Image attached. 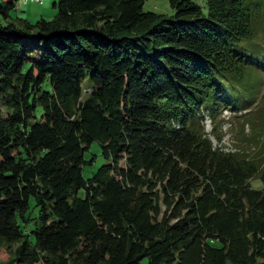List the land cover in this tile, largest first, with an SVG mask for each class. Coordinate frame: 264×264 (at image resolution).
I'll return each mask as SVG.
<instances>
[{
  "label": "trees",
  "instance_id": "obj_1",
  "mask_svg": "<svg viewBox=\"0 0 264 264\" xmlns=\"http://www.w3.org/2000/svg\"><path fill=\"white\" fill-rule=\"evenodd\" d=\"M18 2H0V264H264V145L223 151L202 125L264 85V0H57L35 23Z\"/></svg>",
  "mask_w": 264,
  "mask_h": 264
},
{
  "label": "rangeland",
  "instance_id": "obj_2",
  "mask_svg": "<svg viewBox=\"0 0 264 264\" xmlns=\"http://www.w3.org/2000/svg\"><path fill=\"white\" fill-rule=\"evenodd\" d=\"M57 0H42L41 3L35 0H19L16 6V12L10 13L11 19L24 18L35 23L39 19L51 20L56 14L53 7ZM168 0H144L142 10L152 11L157 14L168 16L171 11L168 7ZM199 6H204V0H191ZM1 2V0H0ZM231 93V100L238 107L246 108L242 110L246 117H239L237 113L230 112L227 109L221 110L219 116L211 123L204 117L202 125L205 133H210L211 126L215 124L220 141L216 142L209 135L213 147H219L223 151L235 152L239 151L248 159H256L260 156V151L264 145V85L255 90L253 95L256 96L255 103L251 106H245L247 96L236 98ZM238 116V117H236ZM245 121L247 124H245ZM94 155L90 165H85L83 169L84 178L88 177L96 167L102 162L95 143H92L88 151L85 152V159ZM250 185L254 189H259L261 184L258 180L250 181ZM139 264H146V259L140 260Z\"/></svg>",
  "mask_w": 264,
  "mask_h": 264
},
{
  "label": "built area",
  "instance_id": "obj_3",
  "mask_svg": "<svg viewBox=\"0 0 264 264\" xmlns=\"http://www.w3.org/2000/svg\"><path fill=\"white\" fill-rule=\"evenodd\" d=\"M35 1L41 3V0H35Z\"/></svg>",
  "mask_w": 264,
  "mask_h": 264
},
{
  "label": "bare ground",
  "instance_id": "obj_4",
  "mask_svg": "<svg viewBox=\"0 0 264 264\" xmlns=\"http://www.w3.org/2000/svg\"><path fill=\"white\" fill-rule=\"evenodd\" d=\"M42 1V0H41Z\"/></svg>",
  "mask_w": 264,
  "mask_h": 264
}]
</instances>
